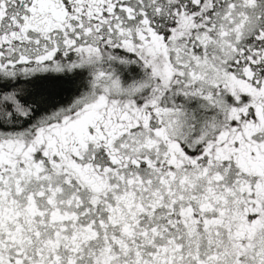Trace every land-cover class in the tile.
<instances>
[{
  "label": "snow or ice",
  "instance_id": "obj_1",
  "mask_svg": "<svg viewBox=\"0 0 264 264\" xmlns=\"http://www.w3.org/2000/svg\"><path fill=\"white\" fill-rule=\"evenodd\" d=\"M0 264H264V0H0Z\"/></svg>",
  "mask_w": 264,
  "mask_h": 264
}]
</instances>
